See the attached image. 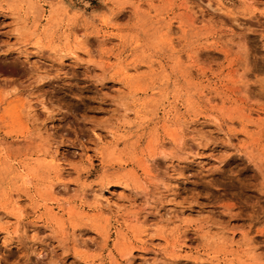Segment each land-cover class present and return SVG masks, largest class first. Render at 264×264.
I'll use <instances>...</instances> for the list:
<instances>
[{
    "label": "rangeland",
    "instance_id": "obj_1",
    "mask_svg": "<svg viewBox=\"0 0 264 264\" xmlns=\"http://www.w3.org/2000/svg\"><path fill=\"white\" fill-rule=\"evenodd\" d=\"M0 264H264V0H0Z\"/></svg>",
    "mask_w": 264,
    "mask_h": 264
},
{
    "label": "bare ground",
    "instance_id": "obj_2",
    "mask_svg": "<svg viewBox=\"0 0 264 264\" xmlns=\"http://www.w3.org/2000/svg\"><path fill=\"white\" fill-rule=\"evenodd\" d=\"M36 8V7H35ZM56 159V158H55ZM53 162V161H52Z\"/></svg>",
    "mask_w": 264,
    "mask_h": 264
}]
</instances>
